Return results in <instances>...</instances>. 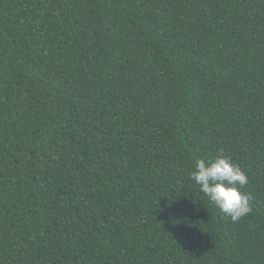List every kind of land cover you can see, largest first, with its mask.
<instances>
[{
	"label": "trees",
	"instance_id": "1",
	"mask_svg": "<svg viewBox=\"0 0 264 264\" xmlns=\"http://www.w3.org/2000/svg\"><path fill=\"white\" fill-rule=\"evenodd\" d=\"M0 264H264V0H0Z\"/></svg>",
	"mask_w": 264,
	"mask_h": 264
},
{
	"label": "clouds",
	"instance_id": "2",
	"mask_svg": "<svg viewBox=\"0 0 264 264\" xmlns=\"http://www.w3.org/2000/svg\"><path fill=\"white\" fill-rule=\"evenodd\" d=\"M190 175L209 201L233 222L252 212L249 196L240 190L248 176L230 156L197 159Z\"/></svg>",
	"mask_w": 264,
	"mask_h": 264
}]
</instances>
